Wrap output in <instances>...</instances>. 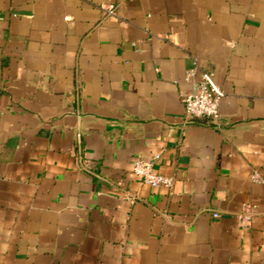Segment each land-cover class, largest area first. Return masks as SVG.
<instances>
[{"label":"crops","instance_id":"1","mask_svg":"<svg viewBox=\"0 0 264 264\" xmlns=\"http://www.w3.org/2000/svg\"><path fill=\"white\" fill-rule=\"evenodd\" d=\"M201 71L218 116L189 121ZM154 155L167 188L131 171ZM252 170L264 0H0V264H264Z\"/></svg>","mask_w":264,"mask_h":264},{"label":"built area","instance_id":"2","mask_svg":"<svg viewBox=\"0 0 264 264\" xmlns=\"http://www.w3.org/2000/svg\"><path fill=\"white\" fill-rule=\"evenodd\" d=\"M193 74L194 71L190 68L186 71L185 77L191 78ZM221 95V89L213 82L211 76L201 71L193 80L192 89L180 97L185 118L189 121L197 118L216 119ZM156 157L157 155H154L152 159H134L131 164V171L149 186L160 185L167 188L172 183V177L154 171L153 161ZM249 176L252 181L264 184V176H261L256 170H252ZM128 198L130 201L134 199L132 196ZM212 215L217 216L218 213L214 211ZM236 216L241 225L250 226L251 214L249 210L241 211Z\"/></svg>","mask_w":264,"mask_h":264}]
</instances>
